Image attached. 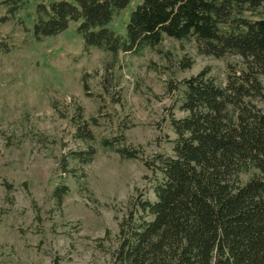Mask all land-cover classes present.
I'll use <instances>...</instances> for the list:
<instances>
[{"label":"rangeland","instance_id":"rangeland-1","mask_svg":"<svg viewBox=\"0 0 264 264\" xmlns=\"http://www.w3.org/2000/svg\"><path fill=\"white\" fill-rule=\"evenodd\" d=\"M43 1L26 0L0 27L13 44L10 52H0V264H114L120 223L139 192L155 199L154 175L141 161H123L103 149L100 141L124 135L149 160L173 156L177 136L170 118L186 113L181 88H169V81L178 87L209 69L225 85L228 65L242 67V59L200 55L195 41L167 37L142 53L85 51L81 21H72L57 36L37 39L35 10ZM142 2L131 0L108 27L125 37ZM6 12L0 5V17ZM246 16H264V6ZM186 59L190 68L182 66ZM84 121L94 133L97 154L81 166L69 155L87 148L77 134ZM63 158L69 168L84 172L82 186L61 170ZM63 181L70 194L57 205L52 192Z\"/></svg>","mask_w":264,"mask_h":264},{"label":"trees","instance_id":"trees-1","mask_svg":"<svg viewBox=\"0 0 264 264\" xmlns=\"http://www.w3.org/2000/svg\"><path fill=\"white\" fill-rule=\"evenodd\" d=\"M130 1L44 0L36 6L34 35L57 36L72 21H81L78 33L85 51L142 53L167 37L195 41L200 55H237L243 66L228 65L225 85L218 84L209 69L178 87L169 81V88H181L186 113L170 118L177 136L173 156L149 160L142 149L127 144L124 135L100 141L103 149L123 161H141L154 175L155 199L139 192L120 223L114 264H264V16H246L258 13L264 0H143L123 37L108 25ZM25 4L2 0L7 12L0 17V27ZM12 49L10 37L0 30V52ZM191 65L189 59L182 62L184 68ZM84 87L88 91V85ZM77 130L87 148L70 153L69 159L89 165L97 154L94 133L87 121ZM69 159L63 158L61 170L82 186L85 174L69 168ZM69 194L63 181L52 197L62 205Z\"/></svg>","mask_w":264,"mask_h":264}]
</instances>
